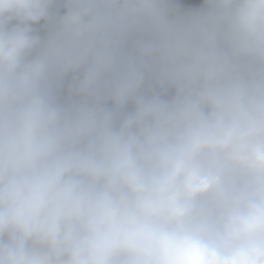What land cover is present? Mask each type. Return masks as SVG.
<instances>
[{
  "label": "clouds",
  "instance_id": "clouds-1",
  "mask_svg": "<svg viewBox=\"0 0 264 264\" xmlns=\"http://www.w3.org/2000/svg\"><path fill=\"white\" fill-rule=\"evenodd\" d=\"M182 1L0 0V264H264V0Z\"/></svg>",
  "mask_w": 264,
  "mask_h": 264
},
{
  "label": "rangeland",
  "instance_id": "rangeland-1",
  "mask_svg": "<svg viewBox=\"0 0 264 264\" xmlns=\"http://www.w3.org/2000/svg\"><path fill=\"white\" fill-rule=\"evenodd\" d=\"M178 3L180 7L185 9H187L189 6V4L181 0H178ZM50 11H51V15L55 18H59L63 16L55 10L54 6H52ZM12 23H15V21H13ZM32 28L34 34L40 36L42 40L46 38L49 30L47 21L41 20L37 24L32 25ZM35 55H36V51H33V53L29 56V59H31L32 56ZM82 75H83V71L77 72L75 74L69 73L67 76L63 78H58L54 75L51 77L50 86L53 92L54 99L58 104L68 106L79 102L80 98H78L75 95L74 82L82 78ZM105 107L111 108L112 107L111 101H107Z\"/></svg>",
  "mask_w": 264,
  "mask_h": 264
},
{
  "label": "trees",
  "instance_id": "trees-1",
  "mask_svg": "<svg viewBox=\"0 0 264 264\" xmlns=\"http://www.w3.org/2000/svg\"><path fill=\"white\" fill-rule=\"evenodd\" d=\"M182 1V0H181ZM200 3H202V0H199ZM189 2V1H188ZM54 8L56 9V11L61 14L64 15L66 8H65V0H55V3L53 4ZM135 39V36H131L129 37V39L126 41L125 45H124V54L128 55V54H132V44L133 41ZM145 91H149V90H153L151 89V84L150 81L146 82V86H145ZM168 95H171V92L168 93ZM132 105L129 104L128 106H126L125 111H130L131 110Z\"/></svg>",
  "mask_w": 264,
  "mask_h": 264
},
{
  "label": "crops",
  "instance_id": "crops-1",
  "mask_svg": "<svg viewBox=\"0 0 264 264\" xmlns=\"http://www.w3.org/2000/svg\"><path fill=\"white\" fill-rule=\"evenodd\" d=\"M56 10V9H55Z\"/></svg>",
  "mask_w": 264,
  "mask_h": 264
}]
</instances>
